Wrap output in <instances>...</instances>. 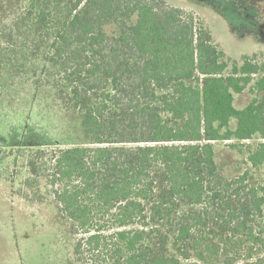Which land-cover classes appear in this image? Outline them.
<instances>
[{
    "label": "trees",
    "instance_id": "obj_1",
    "mask_svg": "<svg viewBox=\"0 0 264 264\" xmlns=\"http://www.w3.org/2000/svg\"><path fill=\"white\" fill-rule=\"evenodd\" d=\"M6 22L5 72L32 73L33 101L52 87L83 138L27 163L81 264H264V187L222 177L213 145L257 137L264 167V56L231 59L164 0H24Z\"/></svg>",
    "mask_w": 264,
    "mask_h": 264
},
{
    "label": "rangeland",
    "instance_id": "obj_2",
    "mask_svg": "<svg viewBox=\"0 0 264 264\" xmlns=\"http://www.w3.org/2000/svg\"><path fill=\"white\" fill-rule=\"evenodd\" d=\"M164 1L202 22L231 59L264 56V0ZM23 5L24 0H0V28ZM2 63L0 54V264H81L75 253L80 235L61 215L44 172L33 176L27 167L30 159L43 157L37 150L81 145L78 122L65 116L52 87L45 84L33 101L32 73L17 77ZM252 97L247 91L236 96L235 107H245ZM232 143L213 144L220 175L248 173L252 184L264 187V167L253 169L248 162L259 138L231 148Z\"/></svg>",
    "mask_w": 264,
    "mask_h": 264
}]
</instances>
